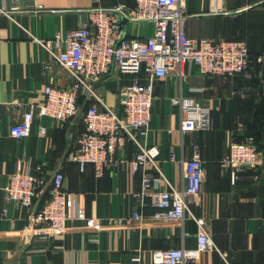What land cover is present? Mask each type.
<instances>
[{"label": "crops", "instance_id": "obj_1", "mask_svg": "<svg viewBox=\"0 0 264 264\" xmlns=\"http://www.w3.org/2000/svg\"><path fill=\"white\" fill-rule=\"evenodd\" d=\"M117 3L131 7L134 0L98 1L103 6ZM36 4L42 8L34 9ZM94 4L96 0H0V9L6 11H0V264H153L154 250L196 245L195 219L203 220L215 245L203 254L202 264H264V68L255 69L250 86H244L240 77L203 76L188 64L182 76L172 70L167 78L154 83L155 99L145 140L158 146L165 178L173 187L182 186L180 161L190 157L193 142L200 146L203 158L202 188L189 202L194 218L186 215L181 222L131 218L136 206L144 214L153 211L147 199L144 205H137L132 196L139 188L140 173L131 172L121 161L134 157L137 149L131 141L116 151L119 162L115 167L97 171L92 163H86L81 170L70 159L83 130L81 113L63 124L35 118L27 137L10 136V126L25 109L14 105L15 100L40 103L45 85L70 84L69 72L54 60L44 42L57 31L77 27L83 10ZM185 6L189 37L244 39L252 52H264V0H185ZM214 6L226 13H217ZM122 27L127 37H145L153 29L149 22L124 21ZM126 81V76L111 71L93 87L107 105L118 110L117 89ZM179 95L210 107L211 129L181 135L178 106L169 101ZM40 126L45 127L43 134ZM248 133L256 134L260 144L256 171L248 170L234 180L221 169L220 159L232 142ZM171 150L177 164L168 160ZM19 161L24 173L35 172V165L44 164L45 186L30 208L4 199L2 187ZM57 170L64 174L63 188L97 224L87 229L73 220L62 232L46 235L37 229L22 237V227L50 195V182ZM90 235L97 241H89Z\"/></svg>", "mask_w": 264, "mask_h": 264}, {"label": "built area", "instance_id": "obj_2", "mask_svg": "<svg viewBox=\"0 0 264 264\" xmlns=\"http://www.w3.org/2000/svg\"><path fill=\"white\" fill-rule=\"evenodd\" d=\"M98 1L83 10V18L77 27L64 33L57 31L52 39L44 42L54 60L69 72L70 84L66 87L45 85L44 99L40 103L15 100L14 105L25 106V109L20 119L10 126L9 134L16 139L25 138L35 118L46 117L63 124L81 113L83 130L70 156L81 170L86 163H92L97 171L107 166L115 167L119 162L115 158L116 151L127 141L136 146L134 157L121 161L128 164L131 172L140 173L139 188L132 193L137 205H144L147 199L153 211L144 214L136 206L131 213L132 219L181 222L186 215L194 218L189 202L199 195L205 177L201 149L198 143H192L190 157L180 161L182 186L170 185L160 169L158 146L145 140L152 118L154 83L167 78L172 70L182 76L186 64L193 65L207 77L242 74L249 78L247 42L243 39L189 37L185 0H134L131 7L122 3L103 6ZM39 8H42L39 4L34 7ZM213 9L217 13H226L219 6ZM124 21L149 22L153 29L145 37H127L122 27ZM262 59L264 56L258 57V61ZM111 71L127 77L117 89L118 110L107 105L93 87L97 79ZM79 96L94 103L81 110ZM169 101L178 106L181 135L211 129L208 105L181 95L172 96ZM39 131L43 134L45 127L40 126ZM259 153L254 138L246 135L229 145L227 153L220 159V167L237 180L248 170L256 171ZM168 160L178 162L172 150ZM43 167V163L37 164L35 172L24 173L19 161L2 187L5 201L30 208L45 186ZM63 180L62 171L53 173L50 198L35 210L32 220L24 224L22 237L27 238L37 229L44 230L46 235L62 232L73 220L82 222L87 229L97 224V219L87 216L75 196L63 188ZM195 220L198 226L196 245L154 250L151 252L153 264H202L203 254L215 245L203 220ZM87 239L97 241L94 235Z\"/></svg>", "mask_w": 264, "mask_h": 264}, {"label": "trees", "instance_id": "obj_3", "mask_svg": "<svg viewBox=\"0 0 264 264\" xmlns=\"http://www.w3.org/2000/svg\"><path fill=\"white\" fill-rule=\"evenodd\" d=\"M244 40V39H243ZM246 41V40H245ZM247 42V41H246ZM247 45H248V42H247ZM248 49H249V65H248V70H249V73H250V77L249 78H246L244 75L242 74H236V75H233V76H221V77H224V78H235V77H240L244 82V86H247L249 85L250 86V83H254V75H255V69L260 66L262 68H264V59H262L261 61H258V57L259 56H264V52H260V53H255V52H252L249 48V45H248ZM217 76H220V75H215V76H208L210 78L212 77H217ZM249 83V84H248ZM243 86V87H244ZM78 103L79 105L81 106V110H85L90 104H92L91 101H84V97L83 96H79L78 97ZM245 135H251L253 138H254V141L255 143L257 144V147L258 149L260 150V144H259V141H258V138L256 136V134H245ZM241 139L239 140H236V141H240ZM50 198V195H48L45 199H49ZM41 205L43 204L40 203ZM40 205V206H41Z\"/></svg>", "mask_w": 264, "mask_h": 264}]
</instances>
